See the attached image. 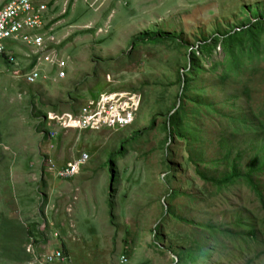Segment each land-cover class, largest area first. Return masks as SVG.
<instances>
[{
  "label": "rangeland",
  "instance_id": "rangeland-1",
  "mask_svg": "<svg viewBox=\"0 0 264 264\" xmlns=\"http://www.w3.org/2000/svg\"><path fill=\"white\" fill-rule=\"evenodd\" d=\"M261 16L264 0H56L46 29L68 60L66 78L44 60L48 79L29 85L22 77L27 56L10 67L0 57V264H28L34 255L25 251L35 238L42 258L66 248L69 261L53 264H264L257 193L244 180L225 187L203 180L187 143L170 141L165 128L180 103L178 72L188 67L192 46L198 50L204 40ZM222 48L217 41L210 55L200 52L204 71L196 85L225 112L227 98L248 85L250 104L264 121V57L258 72L247 63L220 87ZM113 91L141 94L133 126H58L53 139L44 134L53 122L42 126L44 113L69 115L97 93ZM226 125L221 116L204 121L205 159L218 156ZM84 153L89 160L74 177L57 176ZM258 180L264 194V171ZM252 223L255 236L248 234Z\"/></svg>",
  "mask_w": 264,
  "mask_h": 264
},
{
  "label": "trees",
  "instance_id": "trees-1",
  "mask_svg": "<svg viewBox=\"0 0 264 264\" xmlns=\"http://www.w3.org/2000/svg\"><path fill=\"white\" fill-rule=\"evenodd\" d=\"M167 37L176 39L177 36L168 34ZM217 41H222L224 53L223 59L216 61L217 66L222 67L223 70L218 77L220 87L231 75L238 77L239 74L244 73V66L247 63H252L253 73L262 69L256 66L261 57H264V18L262 16L256 20H250L244 26L238 25L232 30L216 34L211 42H208V39L204 40L205 43L198 50L193 49L194 46H192L188 56V67H185L183 72H178L180 92L176 98L180 100L179 106L177 103L174 104L166 115L165 128L169 132L168 139L171 141L178 138L187 143L191 153L189 158L197 165L198 175L203 180L218 187L230 186L239 180L246 181L259 196L264 210V194L258 180L260 173L264 171V121L262 117L259 118L260 114L257 113V115L250 104V88L246 85L242 91H237L228 97L225 101L228 110L226 109L225 112L222 106L212 99V96L207 95V89L204 86L196 85L204 71L200 57L210 55L216 48ZM4 59L10 67L6 54ZM77 108L74 107V113L79 109ZM219 116L226 120L227 125L223 126L217 149L218 156L214 159H205L202 150L205 139L202 135L204 121L216 119ZM45 117L44 113L41 119L42 126L46 125ZM155 121L156 118L152 127L155 126ZM231 125H233L232 128H230ZM247 151L251 153V156L243 162L241 155ZM123 153L124 150L121 149L119 155ZM167 153H169L168 150ZM112 159L109 162L111 165L109 170L113 176ZM115 179V176L112 177V180ZM113 192L114 189L109 193L110 196ZM109 207L112 214V200L109 201ZM163 224L162 221L159 226L162 228ZM237 224H243L241 218L238 219ZM28 233L33 238L36 236L32 228L28 229ZM255 233L252 223L249 225L248 234L255 236ZM34 241L37 243L38 239L35 238ZM63 251L66 254L68 252L64 247ZM25 253L27 256L30 255L26 251Z\"/></svg>",
  "mask_w": 264,
  "mask_h": 264
},
{
  "label": "built area",
  "instance_id": "built-area-1",
  "mask_svg": "<svg viewBox=\"0 0 264 264\" xmlns=\"http://www.w3.org/2000/svg\"><path fill=\"white\" fill-rule=\"evenodd\" d=\"M56 0H5L0 4V57L7 60L10 66L17 65V57L24 54L29 59L28 67L24 68L22 77L25 83L33 85L38 81H46L48 76L41 68L44 60L51 63L58 71L60 79L66 78L65 69L68 60L60 56L52 42L54 36L47 27V12L54 6ZM50 23V22H49ZM55 39V38H54ZM53 43V44H52ZM142 104L141 94L127 91H113L97 93L87 99L76 113L69 115H50L44 118L46 124H50L49 130L44 134L48 139L56 137V127H75L77 130H89L103 128H127L133 126L138 118ZM56 135V136H55ZM89 160V155L84 153L75 162L57 169V176L61 179H70L80 170V166ZM51 168L55 166L51 162H45ZM58 238L59 231L54 232ZM27 250L34 258L28 264H53L69 261L70 257L64 251L56 250L47 253L43 258L35 253L37 244Z\"/></svg>",
  "mask_w": 264,
  "mask_h": 264
},
{
  "label": "crops",
  "instance_id": "crops-1",
  "mask_svg": "<svg viewBox=\"0 0 264 264\" xmlns=\"http://www.w3.org/2000/svg\"><path fill=\"white\" fill-rule=\"evenodd\" d=\"M43 238H45V236L43 235ZM38 241L40 242L41 240H40V238H38Z\"/></svg>",
  "mask_w": 264,
  "mask_h": 264
},
{
  "label": "water",
  "instance_id": "water-1",
  "mask_svg": "<svg viewBox=\"0 0 264 264\" xmlns=\"http://www.w3.org/2000/svg\"><path fill=\"white\" fill-rule=\"evenodd\" d=\"M178 106H179V103H178ZM178 106H177V107H178Z\"/></svg>",
  "mask_w": 264,
  "mask_h": 264
}]
</instances>
